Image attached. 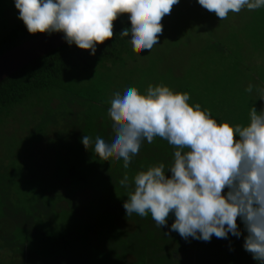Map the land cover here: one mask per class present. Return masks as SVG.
Wrapping results in <instances>:
<instances>
[{"label": "rangeland", "instance_id": "rangeland-1", "mask_svg": "<svg viewBox=\"0 0 264 264\" xmlns=\"http://www.w3.org/2000/svg\"><path fill=\"white\" fill-rule=\"evenodd\" d=\"M18 15L13 0H0V42L23 24ZM161 24L151 52L128 44L118 62L66 77L62 89L41 92L0 117V264H80L82 249L101 255L109 229L120 244L131 241L126 230L152 225L135 213L127 216L123 203L139 171L159 163L167 171L174 146L159 137L144 141L127 169L122 159L94 153L95 137L108 141L114 134L108 109L125 85L141 94L149 84L187 92L189 104L199 103L230 125L249 122V116L240 118L241 103L264 108V8L220 20L197 0H179ZM256 74L261 79L252 81ZM249 84L251 93L245 91ZM83 135L92 138L88 150ZM125 173L127 187L120 184ZM52 235L66 237L54 245ZM127 242L128 259L141 260ZM149 256L157 258L151 250Z\"/></svg>", "mask_w": 264, "mask_h": 264}, {"label": "clouds", "instance_id": "clouds-1", "mask_svg": "<svg viewBox=\"0 0 264 264\" xmlns=\"http://www.w3.org/2000/svg\"><path fill=\"white\" fill-rule=\"evenodd\" d=\"M179 0H13L18 19L32 35L62 33L65 42L95 55L96 46L113 37V22L128 14L130 29L119 37L137 52L158 45L162 18ZM224 20L242 9L264 8V0H197ZM253 85L245 89L251 93ZM264 93V90H261ZM190 94L174 92L166 85L149 84L141 94L132 85L113 93L108 116L114 134L106 141L95 137L94 153L123 160L127 169L142 142L155 137L176 149L165 171L159 163L133 177L134 188L123 208L151 218L161 228L172 213L170 231L181 238L210 242L215 236L240 238L237 218L244 226L243 249L264 264V108L252 107L249 122L218 123L210 110L189 104ZM261 100H264L262 98ZM86 150L92 138L83 135ZM170 173V176H166ZM125 173L120 184L127 187ZM227 189V191H225ZM231 250V249H230Z\"/></svg>", "mask_w": 264, "mask_h": 264}, {"label": "trees", "instance_id": "trees-1", "mask_svg": "<svg viewBox=\"0 0 264 264\" xmlns=\"http://www.w3.org/2000/svg\"><path fill=\"white\" fill-rule=\"evenodd\" d=\"M130 27L128 14L118 15L113 22L112 39L97 45L95 55L78 49L74 44L71 46L66 44L12 74L0 83V117L11 109L21 107L41 92L62 89L66 77H74L78 73L102 67L106 63L118 62L129 48L127 39H130V36L128 38L119 37V33L125 28L130 29ZM40 35L42 34H29L24 24L15 26L10 34L0 42V56ZM231 72L242 73L243 69L231 68ZM260 79V75L257 74L252 77V81H259ZM243 106L244 103H241L240 118L246 120L250 109ZM169 215L172 217H168L167 224L161 228L151 218V215L141 217L153 221L151 226H147V228L151 227V230L140 227L134 233L126 230L127 237L132 236L131 241L121 238L120 244L117 243L119 238L114 237V235L118 237V234H114V230L109 229L103 238V242L105 241L102 244L104 251L102 247L100 256L95 249L89 248L82 249L76 256H78L80 264H259L252 261L250 259L252 255L242 247L247 233L244 231V226L239 218H237V224L242 233L240 238L229 234L228 239L213 236L210 242H204L191 237L185 240L177 232L170 231V226L175 217L173 214ZM112 227L114 226L112 225ZM63 237L66 236L52 235L51 240L55 245L60 240L63 241ZM125 240H128L127 244L132 247V251H136L141 260L132 262L128 259L131 254L125 250L127 248L124 243ZM122 245L125 253L119 252L122 250ZM149 250L153 251L157 258L148 257ZM158 252L160 253L157 254ZM80 255L83 259H80ZM161 256H164L165 261L161 259Z\"/></svg>", "mask_w": 264, "mask_h": 264}, {"label": "water", "instance_id": "water-1", "mask_svg": "<svg viewBox=\"0 0 264 264\" xmlns=\"http://www.w3.org/2000/svg\"><path fill=\"white\" fill-rule=\"evenodd\" d=\"M62 33L42 34L0 56V83L15 72L66 45Z\"/></svg>", "mask_w": 264, "mask_h": 264}]
</instances>
